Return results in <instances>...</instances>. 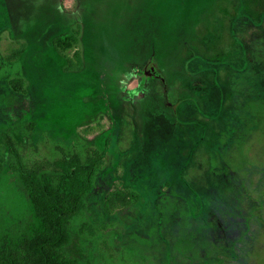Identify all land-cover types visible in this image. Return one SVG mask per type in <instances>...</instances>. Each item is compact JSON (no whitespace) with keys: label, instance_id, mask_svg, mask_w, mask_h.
<instances>
[{"label":"rangeland","instance_id":"1","mask_svg":"<svg viewBox=\"0 0 264 264\" xmlns=\"http://www.w3.org/2000/svg\"><path fill=\"white\" fill-rule=\"evenodd\" d=\"M4 134L27 168L103 153L82 264H264V0H0V248L38 227Z\"/></svg>","mask_w":264,"mask_h":264},{"label":"trees","instance_id":"2","mask_svg":"<svg viewBox=\"0 0 264 264\" xmlns=\"http://www.w3.org/2000/svg\"><path fill=\"white\" fill-rule=\"evenodd\" d=\"M75 43L71 33L53 39V46L60 53L73 48ZM16 57L17 52H13L7 60ZM81 66L80 54L74 51L68 67L80 69ZM8 84L15 92L24 90L19 78L10 79ZM3 140L12 159L10 170L30 202L38 227L17 244L2 245L0 264H82L68 252L72 243L71 223L85 208L94 175L104 165L103 153L90 149L81 155L62 151L63 157L53 168H27L13 138L4 134ZM78 230L80 234L93 235L88 223L81 224Z\"/></svg>","mask_w":264,"mask_h":264}]
</instances>
